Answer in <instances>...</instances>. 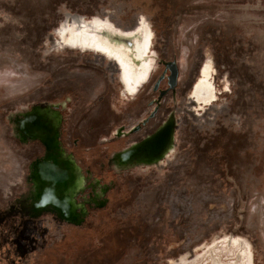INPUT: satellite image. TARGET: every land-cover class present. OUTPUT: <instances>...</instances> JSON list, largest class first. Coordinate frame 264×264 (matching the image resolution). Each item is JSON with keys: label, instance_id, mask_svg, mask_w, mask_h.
<instances>
[{"label": "rangeland", "instance_id": "rangeland-1", "mask_svg": "<svg viewBox=\"0 0 264 264\" xmlns=\"http://www.w3.org/2000/svg\"><path fill=\"white\" fill-rule=\"evenodd\" d=\"M72 16L146 21L136 95L110 58L61 44ZM209 60L218 100L202 108L191 91ZM38 106L61 114L85 180L74 219L34 206L47 148L14 119ZM169 121V156L119 158ZM243 251L264 264V0H0V264H245Z\"/></svg>", "mask_w": 264, "mask_h": 264}, {"label": "flooded vegetation", "instance_id": "flooded-vegetation-1", "mask_svg": "<svg viewBox=\"0 0 264 264\" xmlns=\"http://www.w3.org/2000/svg\"><path fill=\"white\" fill-rule=\"evenodd\" d=\"M109 28L131 34L135 38L125 51L114 52L96 45L91 34ZM61 44L75 49H86L114 61L120 70L124 95L134 96L150 78V53L152 50V31L144 19H140L132 31H123L111 21L100 17L87 19L83 16L70 17L59 30ZM192 101L200 107L212 106L218 100L217 87L213 82L212 61L204 63L199 70V77L192 86ZM17 131L24 142L40 141L47 154L35 163L34 180L36 183L37 210L54 208L67 219H74L78 214L76 195L85 187V180L75 164L59 145V126L61 114L50 106L35 107L30 112L14 119ZM173 123L169 121L143 142L136 144L119 158L139 163H156L173 152ZM120 161V160H119ZM123 161V160H122Z\"/></svg>", "mask_w": 264, "mask_h": 264}, {"label": "bare ground", "instance_id": "bare-ground-1", "mask_svg": "<svg viewBox=\"0 0 264 264\" xmlns=\"http://www.w3.org/2000/svg\"><path fill=\"white\" fill-rule=\"evenodd\" d=\"M91 37L93 38V41L96 43V45H101V46L107 48L108 50H112L114 52H119V53H120V51H125L127 49V47H129L130 44L132 43V41L135 39L133 37V35H131V34L123 33V32H120V31H117V30H114L111 28H109L107 31L104 30L102 32L99 31L97 33H93V34H91ZM233 240H235L234 244H237V239H233ZM246 242H247V240H246ZM203 247H205V246H203ZM250 247H251V244H250ZM248 249H250V248H248ZM250 254H252V253H250ZM242 255H243L242 261L246 260L244 262L245 264H251L250 258L252 255L250 256L245 251L242 252ZM183 258L187 259L185 257H183ZM213 264H232V263L214 262Z\"/></svg>", "mask_w": 264, "mask_h": 264}, {"label": "crops", "instance_id": "crops-1", "mask_svg": "<svg viewBox=\"0 0 264 264\" xmlns=\"http://www.w3.org/2000/svg\"><path fill=\"white\" fill-rule=\"evenodd\" d=\"M133 131H135V133H138V129L135 127V128H133ZM140 132V131H139ZM120 134H121V136H119V137H127V136H129L128 135V133H122V131L121 132H119ZM137 142H141V141H136V140H134V142H131L130 144H135V143H137Z\"/></svg>", "mask_w": 264, "mask_h": 264}]
</instances>
